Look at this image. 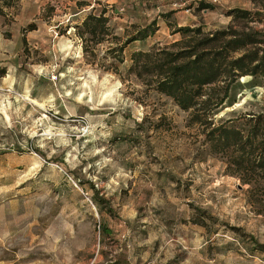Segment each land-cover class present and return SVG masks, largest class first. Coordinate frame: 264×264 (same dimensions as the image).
Masks as SVG:
<instances>
[{"label": "rangeland", "instance_id": "1", "mask_svg": "<svg viewBox=\"0 0 264 264\" xmlns=\"http://www.w3.org/2000/svg\"><path fill=\"white\" fill-rule=\"evenodd\" d=\"M199 1L15 0L7 10L0 264H264V180L231 176L190 112L127 74L134 51L179 39L162 14L173 27L264 31V0H206L217 11L196 10ZM230 7L258 16L219 11ZM101 10L110 35L85 44L76 28ZM152 20L154 36L119 62L109 49ZM249 82L216 123L264 116V87Z\"/></svg>", "mask_w": 264, "mask_h": 264}, {"label": "trees", "instance_id": "2", "mask_svg": "<svg viewBox=\"0 0 264 264\" xmlns=\"http://www.w3.org/2000/svg\"><path fill=\"white\" fill-rule=\"evenodd\" d=\"M14 3L15 0H0V21L7 19V10ZM194 8L202 11L213 7L200 1ZM106 13V10L98 14L92 11L76 28L85 44L96 46L110 35ZM171 14L161 17L172 29L171 35H178L179 39L169 46L153 44L147 50L134 51L127 74L136 77L147 89L170 99L180 110L190 112L189 123L202 129L210 152L224 159L231 176L244 185L262 182L264 116L250 117L243 123L236 119L216 123L214 117L224 107L233 105V91L241 78L249 77V84L260 83L264 87V31H240L231 25L214 31H204L202 25L173 27L168 21ZM224 15L234 20H253L258 16L242 9L228 10ZM157 30V21L152 20L109 51L121 62L126 46L146 41Z\"/></svg>", "mask_w": 264, "mask_h": 264}, {"label": "crops", "instance_id": "3", "mask_svg": "<svg viewBox=\"0 0 264 264\" xmlns=\"http://www.w3.org/2000/svg\"><path fill=\"white\" fill-rule=\"evenodd\" d=\"M199 2H200V1H199ZM203 3H206V4H208V5H210V6L213 7L212 9H208V10H211V11H217L216 6H215V5H212L210 2H208V1H206V0H203ZM232 9H240V8H238V7H230V8L222 9V10H219V11H220V13H225L226 11H228V10H232ZM242 10H247V9H242ZM202 11H203V10H202Z\"/></svg>", "mask_w": 264, "mask_h": 264}]
</instances>
